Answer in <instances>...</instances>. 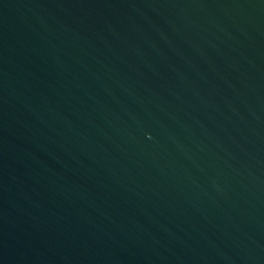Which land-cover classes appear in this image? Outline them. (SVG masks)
Listing matches in <instances>:
<instances>
[{
    "label": "water",
    "instance_id": "95a60500",
    "mask_svg": "<svg viewBox=\"0 0 264 264\" xmlns=\"http://www.w3.org/2000/svg\"><path fill=\"white\" fill-rule=\"evenodd\" d=\"M0 264H264V0H0Z\"/></svg>",
    "mask_w": 264,
    "mask_h": 264
}]
</instances>
